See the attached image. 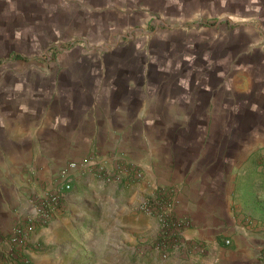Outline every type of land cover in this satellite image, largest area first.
Here are the masks:
<instances>
[{
    "label": "crops",
    "instance_id": "0c3cea01",
    "mask_svg": "<svg viewBox=\"0 0 264 264\" xmlns=\"http://www.w3.org/2000/svg\"><path fill=\"white\" fill-rule=\"evenodd\" d=\"M93 158L143 176L79 173L28 264H264V226L236 219L264 190V0H0V240L38 186ZM160 188L203 258H132L159 232L134 209Z\"/></svg>",
    "mask_w": 264,
    "mask_h": 264
},
{
    "label": "built area",
    "instance_id": "2783aa9c",
    "mask_svg": "<svg viewBox=\"0 0 264 264\" xmlns=\"http://www.w3.org/2000/svg\"><path fill=\"white\" fill-rule=\"evenodd\" d=\"M58 49L52 48L43 55L45 60L51 61ZM79 173H90L107 182H122L118 173L108 172L104 166H97L96 161L86 163H69L49 183L44 184L35 192L28 203L29 209L22 215L15 227L8 234L2 235L0 240V261H19L28 264L27 250L32 244V236L51 224L57 215L67 212L66 202L68 195L74 187L75 179ZM143 171L134 167L127 176L132 180H140ZM177 197L174 190L163 189L153 200H144L140 209L155 217L159 224L157 248L162 250L192 252L198 256L208 253V244L203 240H189L185 237L190 221L176 215ZM230 244V241H226ZM169 253H165L167 257Z\"/></svg>",
    "mask_w": 264,
    "mask_h": 264
},
{
    "label": "rangeland",
    "instance_id": "374dc122",
    "mask_svg": "<svg viewBox=\"0 0 264 264\" xmlns=\"http://www.w3.org/2000/svg\"><path fill=\"white\" fill-rule=\"evenodd\" d=\"M48 51H50V50H48ZM91 160L92 161H96L97 162V166H100V165L103 164L102 166H104L105 169L108 172H110V173H116L117 172L118 175H121V177L123 178V181L120 184H122V185H129V184H132L133 182L138 181V180L129 179L127 177L129 175V171H131L132 167H131V165L127 164L126 162H123L122 161V162L119 163L115 159L114 160L115 161V165H114V167L111 168L108 165H105L104 163L101 164L98 161L97 158H93ZM119 160H122V159L119 158L118 161ZM83 175H90V173H85ZM95 178L98 179V177H95ZM75 181H76V179H75ZM38 187L40 189V186H38ZM163 189H165V188L158 189L154 195H152L150 198H146V199L147 200H153L156 196H158L160 194V192ZM33 195L34 194H32L29 197V199L27 200V205H28V203L31 200V198H32ZM259 197H260V199H259L260 202H258V203H256V202H248V203H245L244 204L242 210L240 209V207H238L236 209V210H239V211H237L238 212V216L236 217L238 227L247 229L249 227H255L256 228V227H259V226H264V190L262 191V193H260V196ZM146 199H144V200H146ZM140 204L134 209V213L135 212L136 213H144L140 209ZM21 216L22 215L19 216L17 222L19 221V219H20ZM17 222L13 225V228L15 227V225L17 224ZM39 232L40 231H38V233ZM157 237H158V235H156L154 238H149V239L142 238L138 242V244L136 245V248H135V251H134V254H133L132 258L133 259H136L138 257L146 258V254L147 253H151V252H159V254L161 255L160 258H162V256L165 257L164 254L168 252L169 255L166 258L171 257L173 255V253H174V249L162 250V249L157 248V244H156ZM227 237L228 236H221V238L225 241V245L226 246H230L231 245V242L228 245L226 244V241H230V240H228ZM208 246H209V244H208ZM182 253H185V252H182ZM185 254L187 256L188 255H191V256H194V257H197V258H203L204 257V256H198V255H196V254H194L192 252H186Z\"/></svg>",
    "mask_w": 264,
    "mask_h": 264
}]
</instances>
